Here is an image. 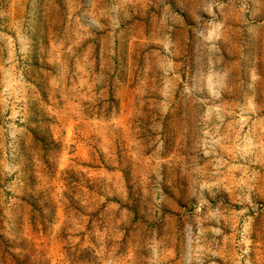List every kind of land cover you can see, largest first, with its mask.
<instances>
[{"label": "rangeland", "instance_id": "374dc122", "mask_svg": "<svg viewBox=\"0 0 264 264\" xmlns=\"http://www.w3.org/2000/svg\"><path fill=\"white\" fill-rule=\"evenodd\" d=\"M0 264H264V0H0Z\"/></svg>", "mask_w": 264, "mask_h": 264}]
</instances>
